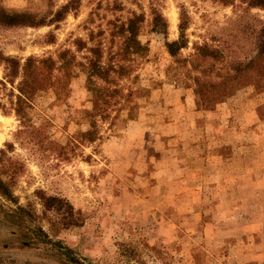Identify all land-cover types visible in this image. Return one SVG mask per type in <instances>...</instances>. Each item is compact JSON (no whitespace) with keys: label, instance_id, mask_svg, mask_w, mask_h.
<instances>
[{"label":"rangeland","instance_id":"obj_1","mask_svg":"<svg viewBox=\"0 0 264 264\" xmlns=\"http://www.w3.org/2000/svg\"><path fill=\"white\" fill-rule=\"evenodd\" d=\"M150 3L160 6L165 34L151 31ZM179 6L187 16L180 65L164 49L178 37ZM0 7L45 10L41 0H0ZM131 12L143 16L138 40L148 48L130 75L141 90L111 129L101 125L100 139L80 138L90 103L79 68L62 101L47 95L32 103L31 140L16 139L18 121L0 109V150L15 172L2 176L14 201L0 196V264H245L254 251L247 238L260 240L245 223L264 226V64L253 73L237 66L255 54L263 9L245 0H81L56 26L0 27V54L54 58L68 49L83 62L73 40L88 46L89 31L103 30L105 48L109 23ZM201 45L218 53L193 69ZM193 78L223 86L225 95L212 104L199 98ZM38 190L67 200L79 225L61 228L42 210Z\"/></svg>","mask_w":264,"mask_h":264},{"label":"trees","instance_id":"obj_2","mask_svg":"<svg viewBox=\"0 0 264 264\" xmlns=\"http://www.w3.org/2000/svg\"><path fill=\"white\" fill-rule=\"evenodd\" d=\"M45 10L41 13L28 11H6L0 7V27L11 29L20 27L40 28L43 26H56L66 15L74 13L81 0H66L56 6V0H41ZM227 5L231 0H218ZM249 8L264 10V0H245ZM150 28L153 33L165 34L167 24L161 14L158 4H149ZM143 23L142 14L131 12L124 21L110 22L107 28L108 38L105 48L103 30L93 33L89 31L87 42L79 38L73 40L75 52L84 50L83 62H77L75 54L68 49L59 50L55 57L26 56L17 58L0 54L2 65V78L0 80L1 95L6 100L7 107L0 103V109L12 113L18 121L15 131L16 139L24 136L31 140L36 136L38 128L29 120V111L32 103L39 97L51 95L56 102L62 101L67 92L69 80L75 75V68H79L85 78V89L89 95V110H83V118L87 123V130L80 133V138L86 143H93L100 139L101 125L105 124L109 130L118 119L122 110L129 107V101L140 93L141 89L132 86L133 79L130 77L137 59H141L148 51L147 45L138 40V33ZM187 26V16L184 8L179 6L178 12V37L176 40L165 42L166 54L173 58L176 64H186L187 61L177 57L178 52L185 47L186 37L184 31ZM45 43L52 44L51 32L45 35ZM256 51L254 56L245 62V72L256 70L261 63L264 64V23L257 35ZM195 54L189 61L195 69L198 59L216 58L217 51L205 45L194 46ZM122 81L124 83L122 84ZM193 92L201 99L209 103L221 99L223 86L209 85L193 78ZM8 87V88H7ZM15 139V141H16ZM27 140V141H29ZM11 149L10 143L5 144ZM6 150H0V196L8 201H14L9 184L2 176L11 174V161L6 156ZM14 175V174H13ZM44 212H51L58 218L61 228L76 227L79 225V217L74 212L67 200L54 196L45 195L40 190L35 192ZM22 209L18 208L17 212Z\"/></svg>","mask_w":264,"mask_h":264},{"label":"crops","instance_id":"obj_3","mask_svg":"<svg viewBox=\"0 0 264 264\" xmlns=\"http://www.w3.org/2000/svg\"><path fill=\"white\" fill-rule=\"evenodd\" d=\"M262 179V178H261ZM260 179V180H261ZM257 233L259 237V241L254 243L252 239L253 235L247 238V241H250L249 246L254 249L249 255H245V264H264V226L261 227L260 223L252 224L249 221L245 223V233Z\"/></svg>","mask_w":264,"mask_h":264},{"label":"bare ground","instance_id":"obj_4","mask_svg":"<svg viewBox=\"0 0 264 264\" xmlns=\"http://www.w3.org/2000/svg\"><path fill=\"white\" fill-rule=\"evenodd\" d=\"M0 142H1V137H0Z\"/></svg>","mask_w":264,"mask_h":264}]
</instances>
